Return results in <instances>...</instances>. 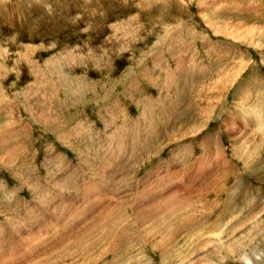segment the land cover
<instances>
[{"label": "rangeland", "instance_id": "obj_1", "mask_svg": "<svg viewBox=\"0 0 264 264\" xmlns=\"http://www.w3.org/2000/svg\"><path fill=\"white\" fill-rule=\"evenodd\" d=\"M241 246L264 264V0H0V264Z\"/></svg>", "mask_w": 264, "mask_h": 264}, {"label": "bare ground", "instance_id": "obj_2", "mask_svg": "<svg viewBox=\"0 0 264 264\" xmlns=\"http://www.w3.org/2000/svg\"><path fill=\"white\" fill-rule=\"evenodd\" d=\"M240 70V69H239ZM232 82H234V81H232ZM232 84V83H231ZM217 85V84H216ZM218 86V85H217ZM217 86H215L216 87V89H217ZM227 87V86H226ZM223 88V87H222ZM214 89V88H213ZM213 89H211V90H213ZM216 94V93H215ZM219 95V94H218ZM242 96V95H241ZM214 99V98H213ZM244 105V104H243ZM239 106H241V105H239ZM238 108V107H237ZM243 109V108H242ZM245 110V109H244ZM249 110V109H248ZM253 110H251V112H252ZM258 112H259V110H257ZM248 113L250 112V110L249 111H247ZM246 112V114L248 115V113ZM245 113V112H244ZM260 113V112H259ZM259 113H257L256 111H255V115H258ZM252 114V113H251ZM253 115H254V112H253ZM261 116V115H260ZM260 116H259V118H260ZM250 121V120H249ZM256 121V120H255ZM259 121V120H258ZM257 121V124H259L260 122H258ZM246 121H244V123H245ZM255 124H256V122H255ZM256 124V125H257ZM246 125V124H245ZM244 150V149H243ZM242 153V152H241ZM246 154H248V153H245V155ZM248 156V155H247ZM246 161H247V159H248V157H245L244 158ZM221 233V232H220ZM114 246V245H113ZM258 247V246H257ZM122 251V250H121ZM120 250H119V252H121ZM253 251V253L251 254V255H249V254H245V251L244 250H242V246L241 247H238V250H237V253L239 254V257H240V260L242 261V263L243 264H254V260L255 259H262V256H263V253L262 252H260V250L259 249H257V248H255V249H253V250H251V252ZM118 252V253H119ZM117 254V253H116ZM118 255V254H117ZM114 257V256H113ZM255 261H257V260H255ZM257 262H259V264H260V261H257ZM263 262H264V260H263ZM90 263V262H89ZM208 264H212V263H208Z\"/></svg>", "mask_w": 264, "mask_h": 264}]
</instances>
